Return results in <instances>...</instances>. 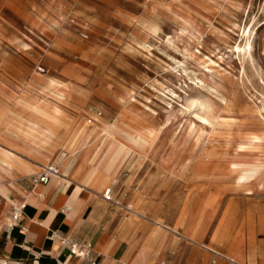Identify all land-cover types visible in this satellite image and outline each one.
<instances>
[{
	"label": "rangeland",
	"instance_id": "rangeland-1",
	"mask_svg": "<svg viewBox=\"0 0 264 264\" xmlns=\"http://www.w3.org/2000/svg\"><path fill=\"white\" fill-rule=\"evenodd\" d=\"M40 75L81 93L63 109L74 121L151 129L109 186L113 205H134L122 204L124 220L140 221L142 239L201 222L205 241L208 208L232 202L239 227L264 201L233 183L264 155V0H0V104L11 105L4 93L44 101Z\"/></svg>",
	"mask_w": 264,
	"mask_h": 264
},
{
	"label": "crops",
	"instance_id": "crops-1",
	"mask_svg": "<svg viewBox=\"0 0 264 264\" xmlns=\"http://www.w3.org/2000/svg\"><path fill=\"white\" fill-rule=\"evenodd\" d=\"M38 80L44 101L24 93H4L11 105L0 104V264H90L73 255L61 237L91 244L98 264H264V201L250 203V222L239 227L232 224L236 218L232 202L214 212L208 208L203 218L210 220L205 241L201 222L182 233L173 230L180 236L157 240L158 232L151 230L142 239L136 227L140 221L126 222L125 207L113 205L102 194L131 153L121 141L143 153L154 140L151 129L124 121L127 128L122 133V121L105 123L84 114L74 121L63 109L73 98L82 101L81 93H75L70 84L61 88L46 76ZM62 91L68 100L62 99ZM60 128L66 133L60 134ZM56 146L62 151L55 161L38 152ZM74 156L69 173H64ZM47 162L56 165L58 173L49 183L34 186L30 177ZM246 168H256L255 176L246 185H238L235 178L234 185L264 196V155ZM23 203L22 216L14 220L13 206ZM120 203L134 210L129 200ZM189 209L182 207L175 221L166 217L164 222L174 225L182 211ZM239 243L241 252L230 251Z\"/></svg>",
	"mask_w": 264,
	"mask_h": 264
},
{
	"label": "built area",
	"instance_id": "built-area-1",
	"mask_svg": "<svg viewBox=\"0 0 264 264\" xmlns=\"http://www.w3.org/2000/svg\"><path fill=\"white\" fill-rule=\"evenodd\" d=\"M56 173H58V167L53 164H48L43 168L42 171H40L35 175H32L30 177V180L34 186L39 184H47L51 180L52 176ZM113 194H114L113 189L108 188L103 194V197L107 201L115 202ZM25 206H26L25 203L13 206L12 217L14 220H18L22 216ZM67 209L70 208L68 207ZM60 240L63 244L69 246L70 251L73 255L87 259L90 262V264H98L93 257L94 248L91 244H79L76 241H73L66 237H61ZM1 264H7V261H2Z\"/></svg>",
	"mask_w": 264,
	"mask_h": 264
},
{
	"label": "bare ground",
	"instance_id": "bare-ground-1",
	"mask_svg": "<svg viewBox=\"0 0 264 264\" xmlns=\"http://www.w3.org/2000/svg\"><path fill=\"white\" fill-rule=\"evenodd\" d=\"M61 94V97H62V99H64V100H68V98H66L65 97V95H64V92L62 91V92H60ZM33 119V118H32ZM118 121H123L121 118H118L117 120H116V122H118ZM88 122H91V121H88ZM47 128V127H46ZM50 131H52V130H50ZM26 135V134H25ZM31 135V134H30ZM28 136V135H27ZM33 137V136H32ZM35 138V137H34ZM33 138V139H34ZM42 140V139H41ZM43 143V142H42ZM121 143L125 146V147H127V149L128 150H133V151H137L132 145H130V144H128L127 142H124V141H121ZM256 145V144H255ZM64 153V152H63ZM64 155V154H63ZM64 158V157H63ZM63 162V161H62ZM255 171H256V168H246V169H244L243 170V172L241 173V174H239L237 177H236V183L238 184V185H246V184H248L250 181H251V179L255 176L254 175V173H255ZM57 174V173H56ZM263 185H264V181H263ZM110 188V187H109ZM105 193V192H104ZM102 196H103V194H102ZM121 206H123L120 202H118ZM193 232V231H192ZM153 234V233H152ZM189 236V235H188ZM153 237V236H152ZM148 238V237H147Z\"/></svg>",
	"mask_w": 264,
	"mask_h": 264
}]
</instances>
